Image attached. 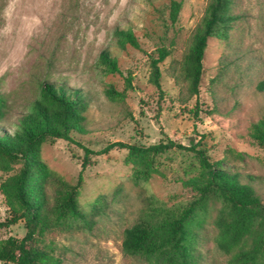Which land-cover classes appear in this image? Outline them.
Returning a JSON list of instances; mask_svg holds the SVG:
<instances>
[{
	"label": "rangeland",
	"instance_id": "374dc122",
	"mask_svg": "<svg viewBox=\"0 0 264 264\" xmlns=\"http://www.w3.org/2000/svg\"><path fill=\"white\" fill-rule=\"evenodd\" d=\"M175 1L180 9L171 22L170 0H0V95L11 120L39 98L45 80L79 89L89 102L85 134H72L79 146L47 139L39 149L47 173L71 185L81 176L78 204L91 220L90 227L51 225L38 241L63 264H157L154 257L125 256L123 231L150 212L187 205L198 195L193 176L199 165L189 152L172 150L148 161L117 148L101 153L108 144L148 147L164 140L162 134L184 146L200 141L216 167L254 177L252 186L264 203V151L251 136L252 125L264 116V89H258L264 83V0H233L232 12L240 19L227 40H208L192 97L185 57L209 0ZM116 28L131 29L140 48L117 47ZM160 48L167 55L157 63V86L153 60ZM105 49L118 72L99 64ZM222 61L228 64L221 73ZM109 88L121 96L109 99ZM19 167L0 161L1 221L22 213L3 187ZM54 190L49 181L51 205ZM218 210L210 202L188 225L196 264H235L217 247ZM24 234L19 220L0 229V240Z\"/></svg>",
	"mask_w": 264,
	"mask_h": 264
},
{
	"label": "trees",
	"instance_id": "16d2710c",
	"mask_svg": "<svg viewBox=\"0 0 264 264\" xmlns=\"http://www.w3.org/2000/svg\"><path fill=\"white\" fill-rule=\"evenodd\" d=\"M233 2L209 0L202 21L192 34L183 70L190 97L198 94L208 40H227L233 25L240 19L232 12ZM179 9L180 3L170 0L171 22H175ZM113 37L119 48L125 45L140 48L129 28L114 29ZM156 52L153 81L158 86L160 74L157 63L167 54L163 48ZM99 64L110 72H118L117 61L108 49L99 54ZM227 64L222 61L219 72H224ZM217 78L211 82L218 81ZM258 89L263 90L264 83H260ZM104 93L111 100L121 96L111 88L105 89ZM88 105L86 96L79 89L45 80L39 85V98L31 103L26 112L18 114L13 122L10 106L0 95V161L5 165H20L15 176L3 187L22 210L19 215L0 220V229L9 228L19 220L24 221L25 229L21 239L8 237L0 240V263L63 264L51 247L39 246L38 241L45 231L51 225L90 227L91 220L81 211L77 199L81 176H78L75 185L68 184L47 173L39 158L40 146L47 139L80 145L72 134H85ZM251 130L253 141L264 151V116L252 125ZM162 136L164 140L148 147L116 142L108 144L101 153L117 148L151 161L155 156L172 150L189 152L199 165V171L193 176L198 183V195L187 205L140 217L123 231L122 253L128 257H154L157 264H196L192 258V233L188 225L211 202L219 205L214 222L220 233L219 251L231 256L235 264H259L260 250L264 246V203L252 186L255 178L216 167L200 141L195 143L192 140L184 146ZM84 151L85 154L90 153L87 149ZM49 181L55 184L52 205L45 191Z\"/></svg>",
	"mask_w": 264,
	"mask_h": 264
}]
</instances>
